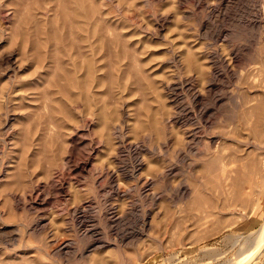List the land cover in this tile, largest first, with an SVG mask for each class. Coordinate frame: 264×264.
<instances>
[{
  "label": "rangeland",
  "instance_id": "1",
  "mask_svg": "<svg viewBox=\"0 0 264 264\" xmlns=\"http://www.w3.org/2000/svg\"><path fill=\"white\" fill-rule=\"evenodd\" d=\"M263 24L264 0H0V264L238 259L264 222V121L251 134L257 150L243 155L252 196L239 208L208 202L202 159L193 153L234 114V99L213 102L236 88L224 75L205 94L186 55L217 30L230 34L223 54L232 43L246 54L243 63L264 61ZM250 73L247 85L263 91L264 77ZM186 79L201 91L198 104ZM183 104L194 122L206 109L191 147L183 133L196 125L181 124ZM183 181L192 190L185 199ZM118 232L133 243L115 245ZM92 238L108 243L89 250ZM57 249L69 255L58 258ZM252 256L250 264H264V244Z\"/></svg>",
  "mask_w": 264,
  "mask_h": 264
},
{
  "label": "bare ground",
  "instance_id": "2",
  "mask_svg": "<svg viewBox=\"0 0 264 264\" xmlns=\"http://www.w3.org/2000/svg\"><path fill=\"white\" fill-rule=\"evenodd\" d=\"M195 1H197V4L200 2V0H195ZM47 2H49V0H44V3L47 4ZM51 8H52V6H51ZM42 9H44V8H42ZM46 9H48V8H46ZM38 10H41V9H38ZM42 11H44V10H42ZM40 16H41V14H40ZM258 24H259V20L257 18V20L255 21V25H257V27H258ZM263 29H264V27H263ZM207 30L205 29L204 31H207ZM259 34H260V32H259ZM261 34H262V32H261ZM234 35H235V33H234ZM203 37H206V39H207V37H209L210 41L212 40V42L207 44V46L205 45L203 47V49H200V51L196 52V54L195 53L189 54V52H188L187 53L188 55H186V59H187L189 66H190V64L192 66L194 65L193 69L195 71H197V74L199 77L197 79H199L200 84H202L205 94H208V95L212 94L213 95L216 91L215 90L216 89V85H215L216 79H218L220 76L223 77L224 75L227 76L232 81V83H234V89L236 88V93L233 92L232 94L230 93L228 95L227 92L224 91V92L220 93V95H218L215 98V102H213V104L219 103L225 97H228L229 99H234L235 100V103L233 105L234 106V109H233L234 114L231 116L228 115L226 117L223 116V118L219 121L220 125H219L217 131H215V134L210 136V137H206V138L203 137V146H201L200 149H198L196 152L193 153L196 158H198L199 160L202 159V161L200 160V162H201L200 167L202 168V170L205 171V174H204V182L205 183L198 180V178H196L194 184H196V182L198 181L199 183L202 182L203 185L205 184V185L209 186V188H208V186L207 187L204 186L206 188L205 191L210 189V190H208L209 192L207 191L208 194L206 193L207 194V195H205L206 197H204L208 202L209 201L216 202L219 199H223V201H225V202H230L232 204L233 208H235V207L239 208L240 206H243L244 201L249 199L248 197H250V196H248V194L251 193V187L253 184V175H252V172H249V169H250L249 166L250 165L247 163V157H244L243 155H244V152H246L249 148H252V150H254V149L257 150L256 143L251 141V134L253 133L254 130H256V127L262 121H264V119H263V117H264V90L261 92L259 91L258 93L257 92L254 93L255 91L253 92V90H255V89L253 88V90H251L252 85H250V86L247 85V83H248L247 82L248 81L247 74L249 75V73L251 71L249 73H248V71L252 70V73H253V71H255V73L256 72L258 73L257 76L259 77V79H260V76L264 77V61L263 60L258 61V59H257V61H250L249 60L248 63H243L242 59L246 56V54L244 53L245 56H243V58H242L243 52L241 53V50H240L242 48H238L235 46V44H232V43H230L227 53L223 54L222 51L227 50L225 48L227 46V42H226V44L224 43L226 46H224L222 44V42L228 41V39L230 37L229 33H222L220 31L215 30V31H212L210 33H203ZM234 40H235V38H234ZM221 44L223 45V48H225V49L220 48ZM259 47H261V46H259ZM221 49H223V50L221 51ZM258 49H257V51H258ZM196 50H197V48H196ZM260 52H262V51H260ZM80 53H82V52H80ZM251 53H253V52H251ZM261 55H263V52ZM261 55H259V56H261ZM247 58H248V56H247ZM262 59H264V56ZM203 60L205 61L206 65L202 64V63H204V62H202ZM252 73H250V74H252ZM255 76H256V74H255ZM253 77H254V74H253ZM248 78H250V77H248ZM252 79H250V83H251ZM259 79H258V82H259ZM260 81H261V84H260V82L258 83L259 88L262 87L261 86L262 80H260ZM251 84H253V82ZM258 84H257V91H258ZM254 85H255V83H254ZM183 86L186 87V89L184 88V90L188 91V93L191 97L190 100L192 99V101L194 103L198 104V102L202 99L201 98L202 97L201 91L199 92L198 89L196 87H194L193 83H190L188 79H186L184 81ZM189 95H188V97H189ZM203 99H205V98H203ZM1 107H3V106H1ZM190 109H191L190 106L183 104V107L181 108L182 114L180 116V120L182 122L181 124L183 126L187 125L188 123H192V124L196 125V127H195L194 125L190 124L191 126H194L195 128L194 127H192V128L185 127V129H184L183 135H185V140H186L184 142V145L186 147H191L190 146L191 142L196 139V136L198 137L197 133L202 132V131H200V130H202V128H201V125H199V123H200L199 121L200 120H202V121L207 120L205 118L206 112L204 111L206 109L201 110L200 108H198L199 111H198V115L195 119V122H194V120L192 121V119L190 117L191 116ZM253 122H254V125L252 126ZM186 150H188V149H186ZM190 150L191 149H189V151ZM195 161H197V159H195ZM259 163L260 162L258 160L254 162V164H256V165ZM164 169H166V168H164ZM160 172H161V170H160ZM195 172H196V170H195ZM197 172H199V171H197ZM200 173H201V171H200ZM131 175H132V173H131ZM166 175H167V172L164 171L161 173L159 178L163 179ZM190 177L192 179L195 178L192 176H190ZM200 177L202 179V176H200ZM152 184H153L152 180L151 181L147 180L144 182L143 191L146 192V195L148 194V192H147L148 186H151ZM180 184H181L180 185V198L185 199L192 194V190L186 184V182L183 181ZM194 190L196 191V189H194ZM194 190H193V192H194ZM202 191H204V190H202ZM114 194L115 193H113V195ZM152 196L157 198L160 195H155V194L153 195L152 194ZM198 198H200V197H198ZM194 201H196V200H194ZM112 208H114V207H112ZM108 219H109V217H108ZM108 219H106L107 222L110 220V219L109 220ZM263 223H262V226L258 229V232L256 233V236L254 237V239H252L250 245H248V246L246 245L245 249L241 250V252L239 253L238 256L240 258L238 257V259H237V257H236V259L234 260L233 263H230L231 261H229L230 264H244L259 249V247L262 244H264V224ZM143 226H144V223H143ZM92 229L94 230V228H92ZM85 234H87V233H85ZM99 237H100V235H99ZM95 240H96V238H95ZM112 242L115 245H120V248H121V245L123 246L126 244H128V245L132 244L133 238L130 237L128 234H125L123 232H118V233H116V237L113 238ZM66 243L67 242H65V244ZM106 243H108V242L105 241L104 239L103 240L98 239L92 245L90 244V246H92V248L90 247L89 250L100 248L103 245H106ZM43 246L45 247L46 245L42 244L41 247H38V249H39L38 251H40V250L42 251ZM65 247H67V246H65ZM68 247H69V245H68ZM84 249H86V247ZM84 249H82V250H84ZM68 250L57 249L53 253V255L60 258V256H63L64 254L69 255ZM70 250H72V249H70ZM247 254H249V255L246 256ZM85 255H86L85 252L81 251L79 254L76 255V258L84 259ZM260 255L256 259H258L260 257ZM244 256H246V257L243 258ZM82 261L84 262V260H82ZM227 263H228V261H227Z\"/></svg>",
  "mask_w": 264,
  "mask_h": 264
},
{
  "label": "water",
  "instance_id": "3",
  "mask_svg": "<svg viewBox=\"0 0 264 264\" xmlns=\"http://www.w3.org/2000/svg\"><path fill=\"white\" fill-rule=\"evenodd\" d=\"M254 256H252L251 258H249V260H247L244 264H250L254 259H253Z\"/></svg>",
  "mask_w": 264,
  "mask_h": 264
}]
</instances>
